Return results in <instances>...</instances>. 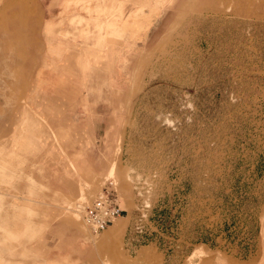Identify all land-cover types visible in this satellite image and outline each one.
I'll return each mask as SVG.
<instances>
[{
    "label": "rangeland",
    "instance_id": "1",
    "mask_svg": "<svg viewBox=\"0 0 264 264\" xmlns=\"http://www.w3.org/2000/svg\"><path fill=\"white\" fill-rule=\"evenodd\" d=\"M0 264H264V0H0Z\"/></svg>",
    "mask_w": 264,
    "mask_h": 264
},
{
    "label": "built area",
    "instance_id": "2",
    "mask_svg": "<svg viewBox=\"0 0 264 264\" xmlns=\"http://www.w3.org/2000/svg\"><path fill=\"white\" fill-rule=\"evenodd\" d=\"M123 208L111 192L103 189L90 203L83 205L81 216L91 232L105 229L114 219L121 215Z\"/></svg>",
    "mask_w": 264,
    "mask_h": 264
},
{
    "label": "crops",
    "instance_id": "3",
    "mask_svg": "<svg viewBox=\"0 0 264 264\" xmlns=\"http://www.w3.org/2000/svg\"><path fill=\"white\" fill-rule=\"evenodd\" d=\"M260 247L258 246L256 249L258 250ZM261 249V248H260ZM260 252H262V249L260 250ZM257 253H258V251H257Z\"/></svg>",
    "mask_w": 264,
    "mask_h": 264
}]
</instances>
